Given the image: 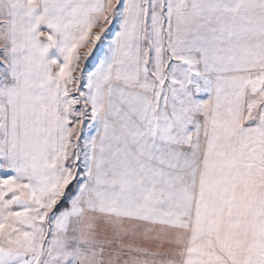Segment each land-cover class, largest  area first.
<instances>
[{
	"label": "snow or ice",
	"instance_id": "6c2138e0",
	"mask_svg": "<svg viewBox=\"0 0 264 264\" xmlns=\"http://www.w3.org/2000/svg\"><path fill=\"white\" fill-rule=\"evenodd\" d=\"M0 264H264V0H0Z\"/></svg>",
	"mask_w": 264,
	"mask_h": 264
}]
</instances>
